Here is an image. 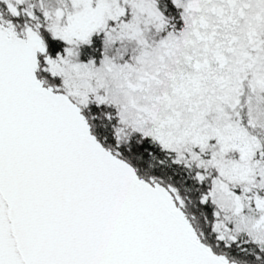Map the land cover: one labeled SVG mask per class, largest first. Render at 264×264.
I'll return each mask as SVG.
<instances>
[{"label": "snow or ice", "instance_id": "1", "mask_svg": "<svg viewBox=\"0 0 264 264\" xmlns=\"http://www.w3.org/2000/svg\"><path fill=\"white\" fill-rule=\"evenodd\" d=\"M0 264H264V0H0Z\"/></svg>", "mask_w": 264, "mask_h": 264}]
</instances>
